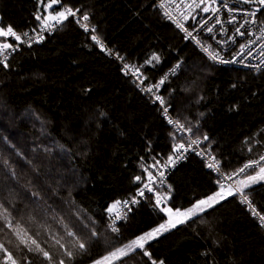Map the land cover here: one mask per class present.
I'll return each mask as SVG.
<instances>
[{
  "label": "trees",
  "instance_id": "trees-1",
  "mask_svg": "<svg viewBox=\"0 0 264 264\" xmlns=\"http://www.w3.org/2000/svg\"><path fill=\"white\" fill-rule=\"evenodd\" d=\"M47 2L0 0V25L37 33L41 21L36 15H47ZM157 2L62 0L79 9L81 17L87 13L95 32L69 17L43 42L19 45L9 56V67L0 70V202L14 224L38 233L53 253L52 237L73 250L74 259L66 264H92L164 222L165 214L148 200L134 208L117 234L107 227V209L119 198L135 197L158 154L170 156L178 138L162 107L92 35L124 64L139 69L147 83H157L180 65L163 83L162 96L171 114L204 140L202 150L225 173L264 154V68L244 70L210 61ZM59 10L61 5L51 9ZM153 55L159 61L146 63ZM168 180V206L174 209L191 207L218 190L217 176L200 155L190 156ZM246 192L264 214V182ZM193 220L151 241L152 257L164 264H264V228L238 196ZM93 229L99 237L91 236ZM67 231L75 232L87 250H77ZM8 239L16 241L5 228L0 240ZM28 256L32 264H48ZM116 264L150 262L137 252Z\"/></svg>",
  "mask_w": 264,
  "mask_h": 264
},
{
  "label": "snow or ice",
  "instance_id": "snow-or-ice-1",
  "mask_svg": "<svg viewBox=\"0 0 264 264\" xmlns=\"http://www.w3.org/2000/svg\"><path fill=\"white\" fill-rule=\"evenodd\" d=\"M44 0H41V3H43ZM245 4H257L260 7H264V0H242ZM221 5L223 8L227 9L229 13L238 12L239 9L230 8L226 2V0H191V3L186 4V7L190 10H195L198 8H201V5H205L201 10L204 13L212 12L214 15L220 11V7H213V5ZM55 5H61V9L59 11L49 12L47 16H45L42 19V16L40 14L36 15V20L42 22V29L43 30H51L55 25L51 22H55L56 24H61L65 20H67L69 17H77V13L79 12V9H73L69 6L62 5V0H48V2L45 4L46 9H53ZM260 10V8L253 9L251 11L246 12V18L244 20V24H255L257 23L255 17L257 12ZM171 18V17H169ZM188 17L185 16V19ZM250 18V19H249ZM82 21H88L90 19L89 15L87 13L82 14L81 17ZM81 19L77 20V23L81 24V27L84 28L85 31L89 30V26L86 23H81ZM236 20L235 16H232L230 22H234ZM205 24L207 21L204 22ZM216 23H222L219 19H217ZM178 27L181 29L187 31L184 29V25L180 24L177 21ZM244 25H241L243 27ZM35 32L36 30L33 29ZM92 32H95V29H91ZM207 31L211 33L213 31L212 27H208ZM236 33H238L240 36H244L245 33L240 30V27H237L235 29ZM188 36H192L191 32H187ZM0 38H3L2 41H0V65H2L4 68H8L9 64L7 63L8 55L11 54V52H14L19 47V44H13L8 42V38H11L12 40L19 42V43H29V42H35L37 40H43V35H41L39 32H37L36 36L30 37L27 32L24 33H17L11 25H0ZM27 38V39H25ZM264 38V28H261V36L257 37V39ZM91 39L96 42V44L100 45V47L103 49L104 45L101 42V40L96 36L92 35ZM197 44L200 43V41H196ZM251 43H255V41H250L249 44L242 45L241 51L243 52L246 50ZM30 46V43H29ZM203 50L208 54L209 58L213 61H217L222 64L226 63H232V61L224 60L220 53L217 51H210V46L204 47L201 45ZM261 54L264 55V45L261 46ZM110 52V50H108ZM119 59H122V57H118ZM152 61H159V56L153 55L152 58L146 63L151 64ZM132 66L125 65V68H129ZM179 65L174 67L171 70L172 74H175L177 68ZM259 67V66H257ZM137 79L140 80L141 83H143L142 74H139V69H136ZM167 79V76L163 77L159 84L151 85L146 87L147 92H152L153 88H159L161 84L165 82ZM156 100L160 102L161 105L165 103L164 99L160 96H156ZM164 112L167 113V108L164 109ZM169 123H176L179 125L180 128H183L184 125L179 124V121H172L169 120ZM189 132L191 131V128L187 129ZM205 140L208 139L207 136L204 137ZM193 144L198 143L197 140L192 141ZM181 150H187L185 148V145L183 143L178 144L176 146V151L179 153ZM213 161H215V157H211ZM260 160H264V156L260 157ZM169 164L174 163L173 158L170 156L168 160ZM260 161H250L249 163L245 164L243 167L239 168L236 172L229 174L225 177L227 180H232L234 176H239L241 174H244L249 169H255L257 165H259ZM5 166H7V162H5ZM152 167H155V165H152ZM209 168H216L217 171H219V168L216 163H209ZM147 172V169H145ZM9 173L13 179H16V173L13 169H9ZM160 177L164 176L163 172L159 173ZM136 181H141V177L137 176L135 177ZM264 181V167H259L258 171H254V174H247L245 175L244 179H239L236 181V187L233 189L231 185L225 186V184L221 183L219 180L217 181L219 185V190L214 192L213 194L207 196L204 199L197 200L191 207H188L186 209H180V208H173L171 206H163L160 207V205L165 204L166 201L170 198V195L168 193L161 194L160 192L155 193V205L154 207H159V211L164 213L167 217L164 222L159 223L156 227L152 228L151 230L144 232L143 234L135 237L130 242L125 243L121 246L115 247L112 250L108 251L105 255L101 256L98 259H95L92 264H116L117 261H122L125 257H129L133 255L134 253H139L142 257H147L150 264H164L163 260L157 261L155 258L152 257L151 252L148 250L147 245L157 239L159 236L175 229L178 225H184L187 224L188 221L193 220L194 217H197L198 215H202L205 211L213 208L215 205L220 204L221 201L233 197L238 196L240 198V202L244 205H246L250 211L251 215L256 218L258 225L261 228H264V214H261L255 209V206L253 205L252 201L249 199V193L246 192V189L250 188L252 185L257 184L258 182ZM155 182V178L152 176L151 172H148V182L143 184V187L138 190V194L141 197H144L145 190L148 192H153L152 187H150L151 183ZM163 183V181H160ZM170 187V186H169ZM33 195H37L36 193H33ZM139 201L135 198H132L131 204H137ZM123 205V207L128 208L129 207V201L125 200L123 202L117 200L113 203L111 207L107 209L109 213H112L114 210L118 208V206ZM130 210V209H129ZM121 219V214L117 211L115 214V218L113 219L111 227L112 232H118L119 229L116 228L115 221ZM0 221L3 222V227H0V232H3L5 228L11 230V234L16 238L15 243L8 239V240H0V264H32V260L29 259L28 254H33L34 256L42 257L45 261L48 262V264H66V261L71 262L74 259L75 252L67 247L65 243H62L60 238L52 237L54 246L57 247V252L53 253L48 248L43 246L44 244H47V241L42 242L37 239V234H32L29 232L27 228L22 226L19 223L14 224L13 218L11 217V213L9 212V209L4 206L2 202H0ZM195 223L196 221L193 220ZM202 222V221H201ZM67 235L70 237H74V245L75 248L81 252H84L87 250V244L83 242L75 232L67 231ZM91 236L92 237H99V233H97L94 229L91 230ZM107 243V241H106ZM15 250V255H14ZM58 256L63 258H57Z\"/></svg>",
  "mask_w": 264,
  "mask_h": 264
},
{
  "label": "built area",
  "instance_id": "built-area-1",
  "mask_svg": "<svg viewBox=\"0 0 264 264\" xmlns=\"http://www.w3.org/2000/svg\"><path fill=\"white\" fill-rule=\"evenodd\" d=\"M157 1H158L157 2L158 7L161 10V12L163 13V15L170 22H172L179 29L180 32H182V34L185 36V39L187 41H191L193 44H195L196 47L199 48L210 61H212L216 64L240 68V69H244V70L259 71V70L264 68V55L261 54V51H262L261 46L264 45V38L257 39V37L261 36V28H264V7H260L257 4H245L242 2V0H226L228 6L230 8L239 9L240 11L229 13L227 11V9L223 8L218 3L217 5H213V7H220V11L214 15L211 11L208 13H204L201 10L205 5H201V8H198L195 10L188 9L186 7V4L191 3V0H157ZM258 7L260 8V10L257 12L256 17H255L257 23H255V24H251V23L244 24V20L246 18H248V17H246V12L251 11L253 9H256ZM185 16H187L188 18L185 19ZM232 16L236 17V20L234 22H230ZM169 17H171V18H169ZM75 18L78 20V19H81V16L77 14V17H75ZM217 19H219L222 23H216ZM177 21L180 24H183L184 29H186L187 31L178 27ZM205 21H207L206 24L204 23ZM51 23H53L55 26L49 31V30H43L42 29V22H41L40 26H39L40 30L38 32L41 35H43V37H44L43 40H37L35 42H29V43H35L36 44V43L43 42L47 35L55 34V32L58 29H60L63 25V23H61V24H56L55 22H51ZM81 23L88 24L87 21H82V19H81ZM241 25H244V26L241 27ZM88 26H89V24H88ZM208 27L213 28V31L211 33H209L207 31ZM237 27H240V30L245 33L244 36H240L238 33H236L235 29ZM92 28L96 29V27L89 26V30H91ZM187 32H191L192 36H188ZM28 34L30 37H34V36H36L37 33L28 32ZM1 39L2 38H0V41H2ZM25 39H27V38H25ZM197 40L200 41L199 44L196 43ZM11 41H14V40L11 39ZM250 41H255V43H251L249 45V47L242 52L241 46L249 44ZM101 42L104 45L103 49H105V53L108 56L113 57L114 59H117L118 61H120V63L122 64V67L124 68L125 73H127V75L132 78L133 83L137 84L139 89L145 95H147L150 99H152V101L154 103H157L162 107L163 115L168 120V123H169V120H172V121H179V124L184 125L183 128H180L179 125L176 123H169L170 127L175 130L177 137H178L177 138L178 141L176 140V143L174 144L172 153L170 154V156L174 160V163H172V164L168 163L170 156L158 154V158H157L156 162L154 164H152V165H155V167L151 166L152 171H153L151 173H152V176L155 178V182L150 184V187H152L153 192H148L147 190H145L144 197H141V196H139V194H137L135 197H133L139 201V203H137V204H131L132 198H130V199L119 198L118 200L121 202L128 200L129 201V207L125 208V207H123V205L118 206V208L116 210H114L112 213H110L108 215L107 220H106V224H107V227L110 231H111L110 226L112 225L113 219L115 218V214L117 211L121 214V219L116 220L114 226L119 229V231L115 232V233L120 234L123 221L134 211L135 207H137L139 204H141L143 202H147L148 200H152L153 205H155V193L156 192H160L161 194L168 193L170 195V198L166 201V203L160 205V207L168 206L169 200L171 199V196H172V194H171L172 187L169 184L168 179H169L171 173L178 166H180L183 163H186L189 160L190 156H192V155H200L203 158V160L205 161L207 169L209 171H212L217 176V180L215 183H216L218 190H219V185L217 183L218 180L221 183L225 184V186L231 185L233 187V189H235L237 180L243 179L245 177V175H247L249 172L258 171L259 167H264V160H260V158L249 160V161L245 162L244 165L249 163L250 161H255V160H259L260 163H259V165H257L255 167V169H249L244 174H241L239 176H234L232 180L225 179V177L227 175L232 174V173L236 172L237 170L232 172V173H225L221 169V163L216 161V159H215V161H213L211 159V157H213V156H211L208 153H205L202 150V145L204 143V140L202 138L196 137L194 135V132L192 129L189 132L187 130L189 127H187L184 123H182L179 119H177V117H174V115L171 114V112H170L171 107L169 105H167L166 102L163 105H161L160 102L158 100H156V96H160L163 98L162 93H161V88L163 87V84H161L159 86V88H153L151 93L147 92L145 90L146 87H148V86L159 84L160 80L155 84L147 83V81L145 80V78L142 75L143 83H141L140 80L137 79L138 74L136 73V68L129 67L126 69L125 65H129V64H124L122 59H119L118 58L119 56L116 55L115 53H113L111 49H109L107 43L103 42L102 40H101ZM10 43L19 44V45L23 44V43H19V42L15 43V41L10 42ZM201 45H203L204 47L210 46V51L219 52L220 56L224 60L232 61V63L222 64V63H219L217 61L211 60L209 58L208 54L203 50ZM108 50H110V52ZM16 51H14V52H16ZM14 52H11V54H13ZM10 55H8L7 61L9 60ZM129 66H131V65H129ZM257 66H259V67H257ZM2 68H3V66L0 65V70ZM178 68H177V70H178ZM139 74H141V73L139 72ZM171 74H172L171 71H169L163 77L167 76V79H168V77ZM165 108H167V113L164 112ZM193 140H197L198 143L193 144L192 143ZM181 143H183L185 145V148L187 150L186 151L181 150L178 153L176 151V146L178 144H181ZM262 156H264V154ZM209 163H216L218 168H219V171H217L216 168H209L208 167ZM243 166H241V167H243ZM160 172L164 173L163 177H160V175H159ZM161 180L163 181V183L160 182ZM147 182H148V179L145 183H147ZM249 199L251 200L250 197H249ZM252 203L255 206V209L258 212H260L261 214H263L259 210V208L255 205V203L253 201H252ZM157 208H159V207H157Z\"/></svg>",
  "mask_w": 264,
  "mask_h": 264
},
{
  "label": "rangeland",
  "instance_id": "rangeland-1",
  "mask_svg": "<svg viewBox=\"0 0 264 264\" xmlns=\"http://www.w3.org/2000/svg\"><path fill=\"white\" fill-rule=\"evenodd\" d=\"M46 11H47V15H48L49 12H52L51 9H46ZM47 15H46V16H47ZM250 174H254V172H253V173H250ZM244 178H245V177H244ZM261 182H264V181H261ZM261 182H258L257 184H259V183H261ZM255 185H256V184H255ZM252 186H254V185H252ZM252 186H251V187H252Z\"/></svg>",
  "mask_w": 264,
  "mask_h": 264
},
{
  "label": "bare ground",
  "instance_id": "bare-ground-1",
  "mask_svg": "<svg viewBox=\"0 0 264 264\" xmlns=\"http://www.w3.org/2000/svg\"><path fill=\"white\" fill-rule=\"evenodd\" d=\"M186 125V124H185ZM187 126V125H186ZM188 127V126H187ZM244 179V178H243ZM218 191V190H217Z\"/></svg>",
  "mask_w": 264,
  "mask_h": 264
}]
</instances>
